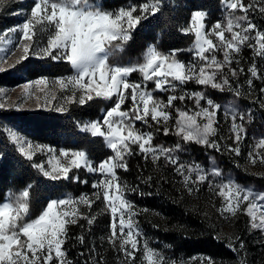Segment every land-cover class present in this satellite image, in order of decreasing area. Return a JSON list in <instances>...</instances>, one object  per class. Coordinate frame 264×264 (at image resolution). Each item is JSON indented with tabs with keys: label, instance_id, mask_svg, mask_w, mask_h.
Here are the masks:
<instances>
[{
	"label": "snow or ice",
	"instance_id": "1",
	"mask_svg": "<svg viewBox=\"0 0 264 264\" xmlns=\"http://www.w3.org/2000/svg\"><path fill=\"white\" fill-rule=\"evenodd\" d=\"M5 2L6 0H0V9ZM161 3L162 0H148L140 5L129 4L116 10H108L99 0H34L25 21L18 29L10 30H18L22 34L19 42L22 55L18 58V63L27 59L30 54L51 57L53 60L65 59L70 63L75 74L58 77L53 81L61 92L68 93L62 97L66 103L83 105L94 96L113 101V106L103 115L102 122L91 121L82 129L92 136L103 137L113 151V156L96 167L90 163L85 151L70 152L62 149L59 157L65 158L64 162L59 157L52 156L47 162V168L44 163H33L32 167L52 180L72 179L69 175L72 169H80L82 166L91 172H99L104 179L93 184V188L97 189L93 196L95 199L102 197L110 210L112 220L109 242L113 246L119 242L120 251L126 259L133 262L135 252L141 251V264H165V258L161 252L150 247L147 241L138 247L140 241L137 238L141 232L133 220V205L125 198V193L132 189H128L120 181L116 171L127 170L125 156L132 154L131 145H137L146 159L150 155L155 162L163 156L169 163L176 165L175 170L183 177L184 186L189 193L195 190L192 185L206 181L208 176L199 164L179 163L178 156L172 155L173 152L183 150L180 142L172 148L154 145L153 132L137 129L136 122L140 121L151 128V120L157 125L156 130L163 131L164 135L174 131L184 143L194 142L219 151V145L211 138L216 135V115L222 105L203 90L187 91L185 85L194 82L205 89L221 92L231 90L229 74L231 77L237 76V69L231 65L242 47L248 46L255 55L264 57V30L258 29L247 15L252 5L244 4L242 0H225L228 9L242 13L230 15L226 25L217 22L210 30L205 31L203 21L207 14L199 10L191 14V26L186 31L195 36L192 61H180L176 58L175 50L166 55L155 45H150L143 54L142 63L110 64L109 60L114 53L123 51V44L131 38L130 30L145 18V13L155 14ZM260 3V11L264 13V0H260ZM39 35L45 37L46 43L37 52L34 45H37ZM213 36L215 41L211 38ZM218 53H222V59H218ZM225 68H228L229 73H225ZM239 71L243 72V69ZM248 71L252 77H259L255 62ZM133 72L141 74L142 82H130L128 78ZM148 82H153L154 88L149 89ZM247 83L251 86L252 80L249 79ZM34 85L37 87L34 88ZM41 85L45 87H39ZM47 86L46 77L20 85L22 99L15 106L22 108L23 103L29 99H34L37 104L42 99L45 103L55 100L54 94L45 91ZM157 91L169 93L166 102L154 95ZM261 92H264V88ZM236 94L239 95V92ZM127 100L131 101V107L125 110L122 106ZM177 100L182 104L190 100L193 108H177L174 104ZM3 101H6V96L4 89H0V108L5 107ZM173 109L176 116L174 126L170 127L169 121L173 120L170 110ZM60 110L65 109L61 107ZM225 113L231 114L232 131L239 141L242 125L237 124L236 120L237 116L243 120L244 114L238 113L235 106L225 108ZM9 133L12 141L20 146L19 151L28 160H32L31 143L11 130ZM230 150L239 154L238 147H230ZM48 151L51 153L54 150L49 148ZM255 162L253 159L252 163ZM212 174L222 175L218 168L213 169ZM151 179L148 177V180ZM31 188V184L26 185L19 195L9 191L0 199V264H52L54 259L56 264H71L63 249L67 226L77 223L81 218L91 225L94 217L85 216L79 205L91 208L94 199L87 194L78 198L69 196L50 199L37 217L29 218ZM217 188L218 194L224 198L223 212L235 215L241 204L247 202L245 211L251 218V226L264 228V203H260L264 202V194L246 189L230 178L226 183L217 185ZM257 212L260 213L259 217ZM78 239L83 242L84 237L81 235ZM236 239L239 240V237ZM229 246L236 250L231 242ZM240 248L243 249L242 240ZM241 264H246L245 260L242 259Z\"/></svg>",
	"mask_w": 264,
	"mask_h": 264
},
{
	"label": "trees",
	"instance_id": "2",
	"mask_svg": "<svg viewBox=\"0 0 264 264\" xmlns=\"http://www.w3.org/2000/svg\"><path fill=\"white\" fill-rule=\"evenodd\" d=\"M99 2L108 10H116L129 4L140 5L148 0ZM19 7L21 5L17 1L5 2L0 9V31L14 24V13ZM194 10L205 11L208 23L221 20L224 13L222 0H162L160 9L155 14L145 13V18L130 30L131 38L123 44V51L115 52L109 63H142L143 54L150 45H155L163 54L175 50L177 59L191 60L190 46L194 41V34L185 32L183 27ZM253 18L258 25H264V18L256 14ZM16 72L28 78L54 77L71 73L72 67L65 59L27 58L11 69L0 70V87L17 84L22 75ZM129 78L139 80L142 76L139 72H133ZM148 88H154V83L148 82ZM154 95L164 101L166 99L164 92L157 91ZM112 106L113 101L94 96L83 105L70 103L63 111L16 110L9 106L0 108V199L9 191L19 195L20 190L31 184L29 218L37 217L50 199L69 196L78 198L87 194L95 201L91 208L79 205L85 216L94 217L91 225L81 218L77 223L67 226L63 249L71 264H119L117 247L108 239L111 235V213L102 197L95 199L93 196L97 191L93 184L98 179L83 168L72 169L69 173L72 179L52 180L43 176L32 167L34 160H28L11 141L7 129L13 127L37 143L68 151H85L89 160L98 163L114 153L103 137L92 136L79 125L84 120L100 118ZM149 123L151 128L141 122L136 123V128L145 132L152 131L154 142H160L163 146L172 148L180 142L183 150L179 153L189 160L200 161L206 157L203 146L184 143L172 132L164 135L163 131L156 130L154 122L149 120ZM131 149L132 154L125 156L127 170L116 171L120 181L128 189H132L125 193V198L133 205V220L139 227L141 238L151 247L161 250L169 257L203 255L214 264H241L242 259L247 264H264V249H254L251 241H245V252L239 253L238 242L242 240L239 227H232L235 237L233 241H229V235L225 232L223 234L216 215L207 211L205 202L198 195L189 193L179 181L176 165L169 163L163 156L155 162L150 155L146 159L135 144L131 145ZM148 177L152 179L148 180ZM81 235L84 237L83 242L78 239ZM236 236L239 240L235 239ZM230 242L235 251L229 246ZM238 254H241L240 258Z\"/></svg>",
	"mask_w": 264,
	"mask_h": 264
},
{
	"label": "rangeland",
	"instance_id": "3",
	"mask_svg": "<svg viewBox=\"0 0 264 264\" xmlns=\"http://www.w3.org/2000/svg\"><path fill=\"white\" fill-rule=\"evenodd\" d=\"M14 1L20 3L21 7H19V9L14 13V15L16 16L14 24L9 28L0 31V61H3L2 63H0V70L11 69L12 67H15L18 64L17 62L18 58L22 55L19 45L22 34L18 30L15 32L10 30L14 28L15 29L19 28V26L25 21V19L30 14V10L34 5V0H14ZM242 2L246 5H252V7L249 8L247 13L248 18L250 21H252L257 25L258 29L264 30V25L263 26L258 25L253 18L255 14L257 16L259 15L260 17L264 18L263 13L260 11V8L262 7L260 0H242ZM222 6L224 8V13L221 20L213 23H208L207 21L208 18L207 16L205 17L203 21L205 24V29H204L205 31L210 30L212 26L215 25L217 22H220L222 25H226L227 19L230 17V15L242 14L239 11L233 12V10L228 9L225 4V0H222ZM195 11L198 10L192 11L191 14ZM190 26H191V15L187 20L186 24L184 25L183 30L185 32H188L186 31V29H188ZM225 35L230 36L229 33H225ZM211 38L214 41L216 40L214 36ZM194 41H195V36H194ZM194 41L190 46L192 59L191 60L178 59V60L183 62H188L193 60ZM45 43H46L45 37L43 35H39L38 43L37 45H34V50L38 52L40 48L44 47ZM250 43H252V41H250ZM217 56L218 59L223 58L222 53H218ZM43 57H47V56L30 54L27 58L38 59ZM236 61H238V63ZM253 62H255L259 73L258 78L252 77L251 73L248 71V69L252 66ZM231 67L237 69L236 77H231V75L229 74V79L232 82L231 90L226 89L225 91L221 92L219 90H215L211 88L205 89L203 88V86H198L194 82H188L185 85V89L187 91L192 92V91L203 90L215 102L222 105L221 109L217 111V115H216L217 123L215 126L217 132L216 135L211 138L217 142L220 150L217 151L214 148L201 145L205 148L206 157L200 161H195L193 159L189 160L185 156L182 157L181 154L179 153L180 150L173 152L172 155L178 156L179 163L199 164L205 170L208 179L202 183L198 182L192 185V187L195 189L192 193L198 195L199 196L198 198L202 199L205 202L204 207L207 211H211L214 215H216L217 218L216 221L218 222L219 227L221 228L223 234L225 235L226 233L229 235L228 237L230 239V240L228 239L229 241H233L235 237L232 233L233 230L232 227L234 226L239 227V233L242 234L243 249L240 248L241 240L238 242V249H239V253H244L245 241H248V243H250L251 241L252 245H254V249H257L258 251L261 248L264 249V228H253L251 226L252 224L251 218L248 216L247 212L245 211V209L247 208V202L241 204L240 209L236 212L235 215H232L231 213L223 212L222 208L224 206V198L218 194L219 189L217 188V185L226 183L230 178L246 189H252L257 193L264 194V143H262V141H264V92H261V89L264 88V57L255 55L253 49L249 48L248 46H243L241 52L234 57V62L232 63ZM240 69H243V72H240L239 71ZM224 71L225 73H229L228 68H225ZM16 74L22 75L21 80L17 84L12 86L0 87V89H4V95L6 96V101H3L5 102V106L12 107L13 109L16 110L54 109L57 111H61L60 110L61 107L65 109L67 105L70 104V103H66L62 99V97L64 95H67L68 93L61 92L59 86L54 85L53 81L58 77H69L74 75L75 70L73 68L71 73L65 75H59L54 77L40 76V77L48 78V86L45 89V91L50 94H54L56 96V99L52 100L50 103H45L42 99L40 104H37V102L34 99H29L23 103L22 108L15 106L16 104H19L22 99L21 88L19 86L23 85L27 81H33L40 77L28 78L26 77V75L21 74L20 72H16ZM128 79L130 80V82H142V78H140L139 80H135V79L132 80L130 78ZM249 79L252 80L251 86H249L247 83ZM33 87L36 88L37 86L34 85ZM39 87H45V86L41 85ZM237 91L239 92V95L236 94ZM77 95H79V93H77ZM165 95H166V99H165L166 102L169 93H165ZM174 104L177 108L179 107L193 108V102L190 100H186L185 102H183V104L181 101L177 100L174 102ZM229 106H235L238 113L244 114L243 120H240L239 116H237V120H236L237 124L242 125V130L239 133L240 134L239 141L235 139L236 133L232 131L233 121L231 114L226 115L225 113V108ZM129 107H131V101L127 100L125 105L122 106V108L126 110ZM170 111H172L173 120L169 121V126L173 127L176 113L174 109ZM105 113L106 111L103 112L100 118H96L92 120L87 119L82 121L79 125L80 128L83 129V126L91 121L100 120L102 122V118ZM138 122L140 121H137L136 123ZM9 130L17 133L18 135L23 137L24 140L31 143V145L33 146L32 159L34 160L35 163H44L45 167L47 168L48 167L47 162L50 159V157L52 156L59 157V152L60 150H62V148H55L50 145L41 144L32 141L28 137H25L24 135L19 133L13 127H8L7 129L10 139L11 136ZM170 132L174 133V131H170ZM104 141L106 142L105 139ZM13 143L19 149L20 146L15 142ZM153 144L157 146L161 145L160 142L157 141L154 142V139H153ZM165 147L170 148L168 146ZM230 147L231 148L238 147L239 154L237 155L235 152L231 151ZM25 148L27 149V145H25ZM49 148L53 149L54 151L50 153L48 151ZM59 158L61 159L62 162H64L65 158L63 157H59ZM253 159H255L256 161L255 163H252ZM102 161L98 163H94L90 160V163L93 166L98 167ZM53 163H55V161H53ZM81 168L85 169L88 172H91L83 166ZM215 168H218L221 171L222 173L221 176H215L212 174L213 169ZM91 173H93L96 176L98 181L104 179V177L99 172H91ZM177 175L179 176L180 179L179 181L184 185L183 177H181L179 174ZM248 178L252 180H248ZM260 203H264V202H260ZM259 215L260 213L257 212L258 217ZM137 239L140 241L138 247H141L145 242V240H143L141 236H139ZM116 247L119 252V264H141V259L143 256V253L141 251L135 252V261L133 262L126 259L124 253L120 251L119 242H117ZM152 248L156 249L154 247ZM156 250L163 254L165 258V264H214L208 257L203 255H194L191 257L177 258V257H169L159 249ZM240 257L241 254H238V258ZM52 264H56L55 259L53 260Z\"/></svg>",
	"mask_w": 264,
	"mask_h": 264
}]
</instances>
